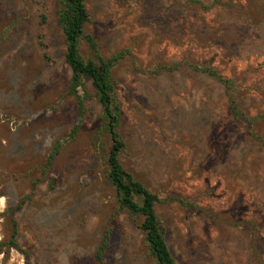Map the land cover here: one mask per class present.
I'll use <instances>...</instances> for the list:
<instances>
[{
    "label": "rangeland",
    "instance_id": "1",
    "mask_svg": "<svg viewBox=\"0 0 264 264\" xmlns=\"http://www.w3.org/2000/svg\"><path fill=\"white\" fill-rule=\"evenodd\" d=\"M85 5L80 55L117 59L120 163L160 199L176 264H264V0ZM59 8L0 0V242L22 203V252L0 264H154L107 180L110 141L90 80L70 91ZM196 67L233 81L240 115Z\"/></svg>",
    "mask_w": 264,
    "mask_h": 264
},
{
    "label": "trees",
    "instance_id": "2",
    "mask_svg": "<svg viewBox=\"0 0 264 264\" xmlns=\"http://www.w3.org/2000/svg\"><path fill=\"white\" fill-rule=\"evenodd\" d=\"M58 1L60 6L58 24L62 30L66 47L65 63L71 72L70 91L75 93L77 88L83 85L85 79L90 80L96 101L102 110L101 119L104 130L110 141L106 177L116 193L119 211L124 212L134 221H140L137 227L143 235L148 255L154 260V264H176L165 240V230L155 212V207L160 203V199L136 181L120 163V155L125 149V144L117 131L120 122V105L115 96L111 77V70L117 59H103L98 54L93 60L83 59L79 52V45L81 40L85 38L84 27L89 21L85 0ZM86 39L95 52L92 40L88 37ZM194 69L222 84L226 90L233 114L240 115L234 99L233 81L208 67H196ZM252 121L247 119L249 125ZM21 205L22 203L8 210L11 232L7 241L0 242V254L6 255L11 249L22 252L17 243L18 225L13 218L15 211L19 210ZM108 238L109 232H105L95 254L98 262H102L103 254L107 249ZM3 248H5L4 251Z\"/></svg>",
    "mask_w": 264,
    "mask_h": 264
}]
</instances>
